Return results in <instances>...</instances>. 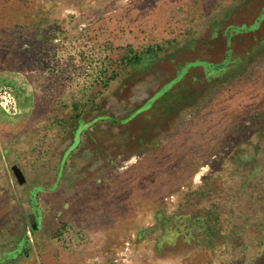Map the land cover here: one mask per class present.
<instances>
[{
  "label": "rangeland",
  "instance_id": "obj_1",
  "mask_svg": "<svg viewBox=\"0 0 264 264\" xmlns=\"http://www.w3.org/2000/svg\"><path fill=\"white\" fill-rule=\"evenodd\" d=\"M0 264H264V0H0Z\"/></svg>",
  "mask_w": 264,
  "mask_h": 264
}]
</instances>
